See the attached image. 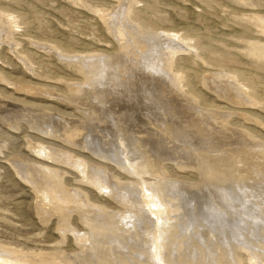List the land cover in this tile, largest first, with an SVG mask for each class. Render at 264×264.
Returning a JSON list of instances; mask_svg holds the SVG:
<instances>
[{"label": "rangeland", "instance_id": "1", "mask_svg": "<svg viewBox=\"0 0 264 264\" xmlns=\"http://www.w3.org/2000/svg\"><path fill=\"white\" fill-rule=\"evenodd\" d=\"M158 260L264 264V0H0V264Z\"/></svg>", "mask_w": 264, "mask_h": 264}, {"label": "bare ground", "instance_id": "2", "mask_svg": "<svg viewBox=\"0 0 264 264\" xmlns=\"http://www.w3.org/2000/svg\"><path fill=\"white\" fill-rule=\"evenodd\" d=\"M114 19H115V18H114ZM171 37H172V36H171ZM158 38H159V37H158ZM162 39H163V38H162ZM166 39H167V37H166ZM155 40H156V39H155ZM160 41H161V40H160ZM160 41H159V42H160ZM168 42H169V40H168ZM163 43H164V42H163ZM171 43H172V42H171ZM164 46H165V45H164ZM169 46H170V45H169ZM171 48H172V47H171ZM132 55H133V54H132ZM77 61H78V60H77ZM120 68H121V67H120ZM151 75H152V74H151ZM91 77H92V76H91ZM160 77H161V76H160ZM142 78H143V77H142ZM84 79H85V78H84ZM85 81H86V80H85ZM80 82H81V81H80ZM87 82H88V81H87ZM134 82H135V81H134ZM74 84H75V83H74ZM89 85H90V83H89ZM161 90H162V89H161ZM157 91H158V90H157ZM164 95H165V94H164ZM10 97H11V96H10ZM177 97H178V96H177ZM121 99H122V98H121ZM168 99H169V98H168ZM161 104H162V103H161ZM22 106H23V105H22ZM141 106H142V105H141ZM103 107H104V106H103ZM24 110H25V109H24ZM186 110H187V109H186ZM127 117H128V116H127ZM76 119H77V118H76ZM65 125H66V124H65ZM196 133H197V132H196ZM75 138H76V137H75ZM90 138H91V137H90ZM142 138H143V137H142ZM197 139H198V138H197ZM55 140H56V139H55ZM206 140H207V139H206ZM206 142H207V141H206ZM206 142H205V143H206ZM191 146H193V145H191ZM44 147H45V146H44ZM40 148H41V147H40ZM55 151H56V150H55ZM127 151H128V150H127ZM45 152H46V151H45ZM247 152H248V151H247ZM163 154H164V153H163ZM256 154H257V153H256ZM66 156H67V155H66ZM235 157H236V156H235ZM248 157H249V156H248ZM173 158H174V157H173ZM80 159H81V158H80ZM235 159H236V158H235ZM70 162H71V161H70ZM76 162H78V161H76ZM78 163H79V162H78ZM79 164H80V163H79ZM101 164H102V163H101ZM241 164H242V163H241ZM68 166H69V165H68ZM80 166H82V165L80 164ZM83 166H84V165H83ZM224 167H225V166H224ZM80 168H81V167H80ZM209 168H210V167H209ZM209 168H208V169H209ZM96 169H97V168H96ZM136 169H138V168H136ZM93 170H94V169H93ZM120 170H121V169H120ZM135 171H136V170H135ZM144 171H145V170H144ZM124 172H125V170H124ZM250 172H251V171H250ZM20 173H21V172H20ZM205 173H206V170H205ZM107 174H108V173H107ZM45 175H46V174H45ZM97 175H98V173H97ZM223 176H224V175H223ZM240 176H241V175H240ZM43 177H44V176H43ZM205 177H206V176H205ZM221 177H222V176H221ZM45 178H46V177H45ZM93 178H94V177H93ZM98 178H99V177H98ZM28 179H29V178H28ZM48 179H49V178H48ZM99 179H100V178H99ZM99 179H98V180H99ZM43 180H44V179H43ZM46 180H47V179H46ZM101 180H102V179H101ZM233 180H234V179H233ZM94 181H95V180H94ZM249 181H250V180H249ZM130 182H131V180H130ZM138 182H139V181H138ZM99 183H100V182H99ZM101 183H103V182H101ZM121 183H122V182H121ZM128 183H129V182H128ZM132 183H133V182H132ZM146 183H147V182H146ZM254 183H255V182H254ZM46 184H47V183H46ZM100 185H101V184H100ZM139 185H140V184H139ZM150 185H151V184H150ZM36 186H37V185H36ZM104 186H105V185H104ZM133 186H134V185H133ZM133 186H132V187H133ZM246 186H247V184H246ZM100 187H101V186H100ZM225 187H226V186H225ZM38 188H39V187H38ZM148 188H149V187H148ZM148 188H147V189H148ZM140 189H142V188H140ZM41 190H42V189H41ZM41 190H40V191H41ZM119 190H120V189H119ZM145 190H146V189H145ZM145 190H144V191H145ZM72 191H73V190H72ZM258 191H259V190H258ZM73 192H74V191H73ZM76 192H77V191H76ZM138 192H139V191H138ZM153 192H154V191H153ZM158 192H159V191H158ZM78 193H79V192H78ZM179 193H180V192H179ZM64 194H65V193H64ZM66 194H67V193H66ZM66 194H65V195H66ZM75 194H76V193H75ZM79 194H80V193H79ZM140 194H141V193H140ZM142 194H143V193H142ZM150 194H151V193H150ZM150 194H148V195H150ZM153 194L156 195V193H153ZM252 194H253V193H252ZM51 195H52V193H51ZM144 195H145V194H144ZM223 195H224V194H223ZM61 196H62V195H61ZM140 196H141V195H140ZM151 196H152V197H155V196H153V195H151ZM253 196H254V194H253ZM64 197H65V196H64ZM82 197H83V196H82ZM158 197H159V196H158ZM158 197L156 196L155 198H158ZM114 198H115V197H114ZM125 198H126V197H125ZM147 198H148V197H147ZM155 198H153V200H154ZM170 198H171V197H170ZM64 199H65V198H64ZM83 199H84V198H83ZM121 199H122V198H121ZM123 199H124V198H123ZM128 199H129V198H128ZM150 199H152V198L150 197ZM159 199H160V198H159ZM165 199H166V198H165ZM61 200H62V199H61ZM72 200H73V199H72ZM72 200H71V201H72ZM125 200H127V199H125ZM131 200H132V199H131ZM137 200H138V199H137ZM139 200H140V199H139ZM160 200H161V199H160ZM167 200H168V199H167ZM66 201H67V199H66ZM66 201H65V202H66ZM71 201H70V202H71ZM143 201H144V200H143ZM146 201H149V199H146ZM146 201H145V202H146ZM172 201H173V200H172ZM62 202H63V201H62ZM73 202H74V201H73ZM123 202H124V201H123ZM126 202H127V201H126ZM136 202H137V201H136ZM150 202H152V201H150ZM150 202H149V203H150ZM159 202H160V201H159ZM167 202H168V201H167ZM133 203H134V202H133ZM147 203H148V202H147ZM147 203H146V204H147ZM153 203H154V201H153ZM157 203H158V202H157ZM157 203H156V204H157ZM161 203H162V202H161ZM74 204H75V203H74ZM87 204H88V203H87ZM146 204H145V206H146ZM156 204H152V205H156ZM159 204H160V203H158V205H159ZM176 204H177V203H176ZM179 204H180V202H179ZM183 204H184V203H183ZM208 204H209V203H208ZM252 204H253V203H252ZM88 205H91V203L88 204ZM128 205H130V204H128ZM132 205H134V204H132ZM132 205H131V206H132ZM143 205H144V204H143ZM147 205H148V204H147ZM150 205H151V204H150ZM152 205H151V206H152ZM66 206H67V205H66ZM80 206H81V205H80ZM85 206H86V205H85ZM96 206H97V205H96ZM121 206H122V205H121ZM123 206H124V205H123ZM123 206H122V207H123ZM138 206H139V205H138ZM160 206H161V205H160ZM38 207H39V206H38ZM81 207H82V206H81ZM83 207H84V206H83ZM122 207H121V209H122V211H123L124 209H123ZM139 207H140V206H139ZM139 207H138V208H139ZM152 207H153V206H152ZM155 207H156V206H154V208H155ZM66 208H67V207H66ZM70 208H71V207H70ZM85 208H86V207H85ZM85 208H84V209H85ZM91 208H92V206H91ZM133 208H134V207H133ZM157 208H158V207H157ZM163 208H164V203H163ZM172 208H173V207H172ZM176 208H177V207H176ZM214 208H215V207H214ZM80 209H81V208H80ZM125 209H126V206H125ZM127 209H130V208H127ZM155 209H156V208H155ZM161 209H162V208H161ZM86 210H87V209H86ZM92 210H93V209H92ZM119 210H120V209H119ZM150 210H151V209H150ZM164 210H165V208H164ZM183 210H184V209H183ZM84 211H85V210H84ZM89 211H90V210H89ZM114 211H115V210H114ZM114 211H113V212H114ZM122 211H121V212H122ZM148 211H149V210H148ZM152 211H153V210H152ZM162 211H163V210H162ZM217 211H218V210H217ZM65 212H66V211H65ZM123 212H124V211H123ZM132 212H133V211H132ZM149 212H150V211H149ZM119 213H120V212H119ZM128 213H129V212H128ZM130 213H131V210H130ZM135 213H136V210H135ZM144 213H145V212H144ZM152 213H153V212H152ZM155 213H156V211H155ZM164 213H165V212H164ZM175 213H176V212H175ZM179 213H180V212H179ZM133 214H134V213H133ZM136 214H137V213H136ZM150 214H151V212H150ZM153 214H154V213H153ZM160 214H161V213H160ZM160 214H158V215H160ZM169 214H170V213H169ZM171 214H172V213H171ZM120 215H121V214H120ZM123 215H124V214H123ZM125 215H126V214H125ZM131 215H132V214H131ZM158 215H156V216H158ZM161 215H163V214H161ZM113 216H114V215H113ZM120 217H121V216H120ZM123 217H125V216H123ZM123 217H122V219H123ZM128 217H129V215L126 216L125 218H128ZM140 217H141V216H140ZM161 217H162V216H161ZM161 217H159V218H161ZM210 217H211V216H210ZM98 218H99V217H98ZM130 218H131V216H130ZM132 218H133V217H132ZM135 218H137V217H135ZM122 219H121V220H122ZM137 219H138V218H137ZM149 219H150V218H149ZM204 219H205V218H204ZM110 221H112V220H110ZM130 221H131V220H130ZM103 222H104V221H103ZM108 222H109V221H108ZM127 222H128V221H127ZM134 222H135V221H134ZM155 222H156V221H155ZM189 222H190V221H189ZM110 223H111V222H110ZM87 224H88V223H87ZM100 224H101V223H100ZM128 224H129V222H128ZM133 224H134V223H133ZM133 224H132V225H133ZM183 224H184V223H183ZM187 224H188V223H187ZM96 225H98V224H96ZM103 225H104V224H103ZM139 225H140V224H139ZM109 226H110V224H109ZM104 227H105V226H104ZM118 227H119V226H118ZM151 227H152V226H151ZM96 228H97V227H96ZM120 229H121V228H120ZM158 230H159V229H158ZM165 230H166V229H165ZM119 231H120V230H119ZM154 231H155V230H154ZM159 231H160V230H159ZM166 231H167V230H166ZM128 232H129V231H128ZM128 232H127V233H128ZM146 232H147V231H146ZM156 233H157V232H156ZM112 234H113V233H112ZM144 234H145V233H144ZM99 235H100V234H99ZM110 235H111V234H110ZM110 235H109V236H110ZM119 235H120V234H119ZM119 235H118V236H119ZM121 235H122V234H121ZM156 235H157V234H156ZM101 236H102V235H101ZM119 237H120V236H119ZM132 237H133V236H132ZM132 237H130V238H132ZM84 238H85V237H84ZM136 238H137V236H136ZM115 239H116V238H115ZM147 239H148V238H147ZM156 239H157V238H156ZM174 241H175V240H174ZM151 242H152V241H151ZM156 243H157V242H156ZM156 243H154V245H155ZM175 244H176V243H175ZM157 245H158V244H156V247H157ZM169 245H170V244H169ZM154 247H155V246H154ZM159 248H160V247H159ZM157 249H158V248H157ZM169 249H170V248H169ZM158 250H159V249H158ZM5 251H6V250H5ZM154 251H155V249H154ZM1 252H2V250H1ZM9 253H10V252H9ZM154 253H155V252H154ZM163 253H164V252H163ZM145 254H146V253H145ZM156 254H158V253H156ZM159 254H160V253H159ZM22 255H23V254H22ZM153 255H154V254H153ZM20 256H21V255H20ZM25 256H26V255H25ZM169 256H170V255H169ZM1 257H2V256H1ZM157 258H158V257H157ZM160 259H161V258H160ZM8 260H9V259H8ZM155 260H156V259H155ZM15 262H16V261H15ZM17 262H18V261H17ZM24 262H25V261H24ZM130 262H131V261H130ZM156 262H157V261H156ZM158 262H159V260H158ZM158 262H157V263H158ZM1 263H2V262H1ZM4 263H5V262H4ZM13 263H14V262H13ZM5 264H11V262H10V261H9V262L6 261ZM159 264H160V262H159Z\"/></svg>", "mask_w": 264, "mask_h": 264}]
</instances>
